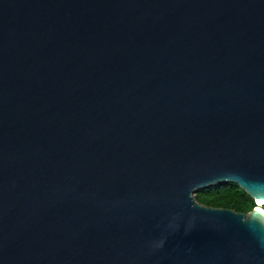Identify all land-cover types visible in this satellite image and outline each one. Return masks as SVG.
Masks as SVG:
<instances>
[{
  "label": "water",
  "instance_id": "1",
  "mask_svg": "<svg viewBox=\"0 0 264 264\" xmlns=\"http://www.w3.org/2000/svg\"><path fill=\"white\" fill-rule=\"evenodd\" d=\"M260 201L264 0H0V264H264Z\"/></svg>",
  "mask_w": 264,
  "mask_h": 264
},
{
  "label": "trees",
  "instance_id": "2",
  "mask_svg": "<svg viewBox=\"0 0 264 264\" xmlns=\"http://www.w3.org/2000/svg\"><path fill=\"white\" fill-rule=\"evenodd\" d=\"M196 199L207 206L242 213H248L256 206L255 201L237 183H217L211 188H204Z\"/></svg>",
  "mask_w": 264,
  "mask_h": 264
},
{
  "label": "bare ground",
  "instance_id": "3",
  "mask_svg": "<svg viewBox=\"0 0 264 264\" xmlns=\"http://www.w3.org/2000/svg\"><path fill=\"white\" fill-rule=\"evenodd\" d=\"M262 205H264V203L260 201V202L258 203V207H260L261 209H263Z\"/></svg>",
  "mask_w": 264,
  "mask_h": 264
},
{
  "label": "rangeland",
  "instance_id": "4",
  "mask_svg": "<svg viewBox=\"0 0 264 264\" xmlns=\"http://www.w3.org/2000/svg\"><path fill=\"white\" fill-rule=\"evenodd\" d=\"M262 207L264 208V205H262Z\"/></svg>",
  "mask_w": 264,
  "mask_h": 264
}]
</instances>
